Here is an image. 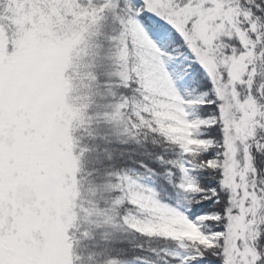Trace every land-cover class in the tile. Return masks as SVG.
Segmentation results:
<instances>
[{"label":"snow or ice","instance_id":"6c2138e0","mask_svg":"<svg viewBox=\"0 0 264 264\" xmlns=\"http://www.w3.org/2000/svg\"><path fill=\"white\" fill-rule=\"evenodd\" d=\"M0 264H264V0H0Z\"/></svg>","mask_w":264,"mask_h":264}]
</instances>
